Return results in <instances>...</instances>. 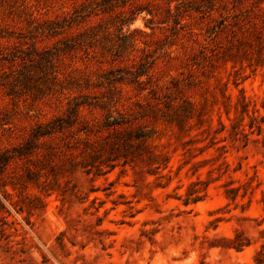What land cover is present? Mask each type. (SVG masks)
<instances>
[{
    "label": "rangeland",
    "instance_id": "rangeland-1",
    "mask_svg": "<svg viewBox=\"0 0 264 264\" xmlns=\"http://www.w3.org/2000/svg\"><path fill=\"white\" fill-rule=\"evenodd\" d=\"M263 199L264 0H0V264H253Z\"/></svg>",
    "mask_w": 264,
    "mask_h": 264
},
{
    "label": "trees",
    "instance_id": "trees-1",
    "mask_svg": "<svg viewBox=\"0 0 264 264\" xmlns=\"http://www.w3.org/2000/svg\"><path fill=\"white\" fill-rule=\"evenodd\" d=\"M199 199L193 200V202L198 201ZM264 203V199L262 200ZM188 202H185L187 204ZM261 235H264V230L260 232ZM220 243L223 246H212V247H221L222 249H234L235 251H240L243 247L249 244L248 239L243 238L241 232H236L233 239H219ZM201 264V263H200ZM253 264H264V243H262L258 250L253 256Z\"/></svg>",
    "mask_w": 264,
    "mask_h": 264
}]
</instances>
